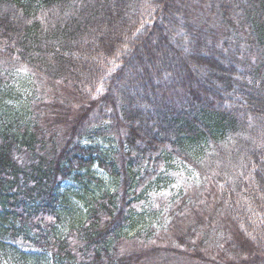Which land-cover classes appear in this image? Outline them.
<instances>
[{"label":"trees","instance_id":"16d2710c","mask_svg":"<svg viewBox=\"0 0 264 264\" xmlns=\"http://www.w3.org/2000/svg\"><path fill=\"white\" fill-rule=\"evenodd\" d=\"M105 134L109 162L82 143ZM174 161L198 185L136 229ZM94 165L118 189L67 220ZM0 264H264V0H0Z\"/></svg>","mask_w":264,"mask_h":264},{"label":"rangeland","instance_id":"374dc122","mask_svg":"<svg viewBox=\"0 0 264 264\" xmlns=\"http://www.w3.org/2000/svg\"><path fill=\"white\" fill-rule=\"evenodd\" d=\"M28 77H30L29 72L23 69L10 73L4 79L7 87L3 90L11 91L10 89H12L14 95L25 100L29 92L27 86ZM4 98L5 101H10L8 97ZM82 143L98 148L108 159L107 162L111 161V157L118 151V142L111 134L92 135L84 138ZM170 166L169 169L162 170L164 174H160L159 170L146 176L151 178L145 181V185L143 183L142 189L133 198L135 199L133 219L138 216L141 218L140 222L138 220L134 222L137 223L136 229L144 231L147 228L149 231V229L153 228L152 232H157V230L163 228L168 218L167 207L176 201L179 198L178 196H181V193L198 185L199 177L191 167L181 161H174ZM89 170L91 171L90 174L83 171L79 172L77 179L71 176V178L63 182L60 191H58L61 198L64 199L61 202L59 197L60 208L67 210H62L67 220L75 219L79 215H85V211L93 202L90 201L92 197L100 196L105 192L113 193L118 189L117 181L107 172L97 167V165H94ZM142 219L147 222L146 225ZM65 228L61 227V230L64 231Z\"/></svg>","mask_w":264,"mask_h":264}]
</instances>
